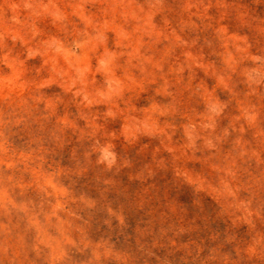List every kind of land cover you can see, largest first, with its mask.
Returning a JSON list of instances; mask_svg holds the SVG:
<instances>
[{"label": "rangeland", "instance_id": "obj_1", "mask_svg": "<svg viewBox=\"0 0 264 264\" xmlns=\"http://www.w3.org/2000/svg\"><path fill=\"white\" fill-rule=\"evenodd\" d=\"M0 264H264V0H0Z\"/></svg>", "mask_w": 264, "mask_h": 264}]
</instances>
